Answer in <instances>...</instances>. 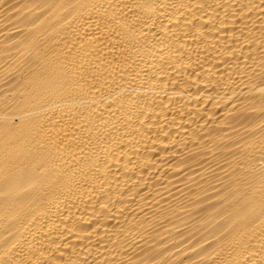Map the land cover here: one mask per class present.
Returning <instances> with one entry per match:
<instances>
[{"label":"bare ground","instance_id":"1","mask_svg":"<svg viewBox=\"0 0 264 264\" xmlns=\"http://www.w3.org/2000/svg\"><path fill=\"white\" fill-rule=\"evenodd\" d=\"M0 264H264V0H0Z\"/></svg>","mask_w":264,"mask_h":264}]
</instances>
